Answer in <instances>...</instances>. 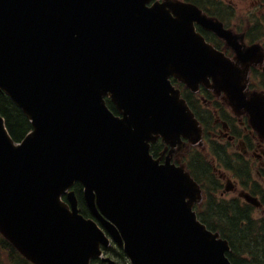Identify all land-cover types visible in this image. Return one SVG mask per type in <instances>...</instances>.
<instances>
[{"label": "water", "instance_id": "water-1", "mask_svg": "<svg viewBox=\"0 0 264 264\" xmlns=\"http://www.w3.org/2000/svg\"><path fill=\"white\" fill-rule=\"evenodd\" d=\"M152 1L0 0V88L33 126L16 141L0 114V232L35 264H100L111 240L132 264H232L193 209L195 181L151 142L200 138L173 75L194 88L212 75L262 135L264 96L245 102L239 71L194 26L226 35L220 23Z\"/></svg>", "mask_w": 264, "mask_h": 264}, {"label": "flooded vegetation", "instance_id": "flooded-vegetation-1", "mask_svg": "<svg viewBox=\"0 0 264 264\" xmlns=\"http://www.w3.org/2000/svg\"><path fill=\"white\" fill-rule=\"evenodd\" d=\"M167 1L193 4L221 23L226 35L200 23L196 29L239 71L245 100L264 96V0ZM176 84L203 127L201 139L197 143L185 139L175 146L158 140L156 158L196 172L200 179L194 177L203 186V198L196 207L207 220L220 221L243 209L246 219L242 223L259 221L254 236L264 237V135L254 127L248 110L213 77L196 89L177 79ZM248 194L258 198L260 205L248 201Z\"/></svg>", "mask_w": 264, "mask_h": 264}, {"label": "trees", "instance_id": "trees-1", "mask_svg": "<svg viewBox=\"0 0 264 264\" xmlns=\"http://www.w3.org/2000/svg\"><path fill=\"white\" fill-rule=\"evenodd\" d=\"M110 105L114 108L112 103ZM0 113L4 116L8 130L15 140H21L31 130L32 125L28 117L12 101L9 95L1 89ZM195 175L198 176L196 173ZM75 190L80 201L82 213L86 216H91V212L84 200L83 186L77 183ZM238 210L230 217L223 216L221 221L229 226L227 231L213 225L214 223L212 224L211 221L206 220L203 216L201 219L210 228L219 230L224 237L229 239L232 250L228 253V256L234 264H248L251 261L264 264V261L260 260V258L264 257V237L260 235L254 236L251 222L248 224L246 220L244 224L242 223V219H246L245 211L243 209ZM220 216L222 217V215ZM108 253L114 256L116 264H124L123 261H127L123 249L118 246L108 248ZM1 255H5L7 262L10 264H32L0 233V263H2Z\"/></svg>", "mask_w": 264, "mask_h": 264}, {"label": "rangeland", "instance_id": "rangeland-1", "mask_svg": "<svg viewBox=\"0 0 264 264\" xmlns=\"http://www.w3.org/2000/svg\"><path fill=\"white\" fill-rule=\"evenodd\" d=\"M256 214H258V213L256 212ZM258 226H260V223H259V221H256V227H258ZM1 260H2V263H0V264H10L7 262L5 255H1ZM127 261H128V263H127ZM127 261H123L124 264H131L129 262V259H127Z\"/></svg>", "mask_w": 264, "mask_h": 264}]
</instances>
